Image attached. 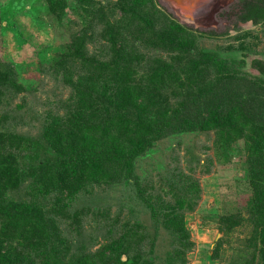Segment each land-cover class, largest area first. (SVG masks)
I'll return each mask as SVG.
<instances>
[{"label": "trees", "instance_id": "16d2710c", "mask_svg": "<svg viewBox=\"0 0 264 264\" xmlns=\"http://www.w3.org/2000/svg\"><path fill=\"white\" fill-rule=\"evenodd\" d=\"M45 1L62 18L65 0ZM111 2L68 26L67 52L44 70L57 81L47 99L36 95L44 80L29 91L0 61V264H187L186 214L199 185L167 161L155 163V179L140 165L175 134L164 130L174 115L187 133H213L217 149L242 146L249 208L221 217L218 232L248 227L242 263L264 264V60L251 62L256 77L231 72L216 53L197 51L191 29L155 0ZM236 10L237 23L264 27V0H240ZM94 41L99 54L88 49ZM21 94L31 105L7 115L4 99L10 107Z\"/></svg>", "mask_w": 264, "mask_h": 264}, {"label": "rangeland", "instance_id": "374dc122", "mask_svg": "<svg viewBox=\"0 0 264 264\" xmlns=\"http://www.w3.org/2000/svg\"><path fill=\"white\" fill-rule=\"evenodd\" d=\"M111 1V4H114L118 0ZM155 1L178 24L191 29L196 37L197 51L216 53L218 59L225 65L235 66V70L231 72L239 69L245 75L255 77L258 75L251 68V62L264 60V27L254 26L250 22L237 23L235 13L240 0H211L207 4V16L198 22L194 21L193 24H185L159 0ZM65 2L67 4L64 14L59 19L50 14L45 0H0V61L2 63L6 61L14 67L19 82L29 91L33 90L36 82L44 80L47 86L39 89L36 94L37 97L43 96L41 98L43 100L47 99L45 93L51 92L57 83L47 77L44 70L52 65L56 54L67 52V46L70 44L68 26L72 23L81 25L88 23L90 20H87V17L86 20L83 18L84 11L99 8V3H104L105 0ZM211 32L216 35H209ZM100 43L94 41V44L88 45V49L99 54ZM215 75L221 76L220 72ZM223 77L221 76V80ZM27 81L33 83L28 84ZM56 95L66 98L67 93L65 89L60 88ZM49 100L54 98L49 96ZM32 101L28 95L21 94L18 99L11 102L10 107L6 105L4 99L2 109L10 116L13 114V107L21 109L25 104L31 105ZM165 101L163 104L168 106L170 111L175 109L174 106L177 104L175 99L167 96ZM261 109L258 112L262 111ZM38 110L42 111L41 108ZM22 112L15 110V114L21 113V116ZM195 113L193 110L189 117ZM14 118L13 120H17L18 117ZM166 119L168 123L164 130L175 134L158 143L153 153L147 159H142L140 165L142 171L147 173L154 171V166L159 167L155 163L167 161L172 168L178 169L182 177L191 176L199 185L200 200L196 210L186 214V226L194 244L192 252L186 256L187 264H243L242 261L248 260L250 256L246 242L249 236L248 227L238 228L228 237L218 232L221 217L236 213L246 216L249 208V171L247 159L241 152L242 146L237 143L231 149L222 151L214 147L213 133L206 136L185 132L184 127L180 126L182 123L180 115H174L172 118L168 116ZM13 120H9L10 125ZM17 125L16 123L15 127ZM17 128L24 130L20 126ZM149 175L152 178L156 176L153 172ZM112 203L116 206L117 201ZM141 213L138 212L139 215ZM141 219L147 222L146 216H141ZM220 241H223V244L216 250Z\"/></svg>", "mask_w": 264, "mask_h": 264}, {"label": "water", "instance_id": "95a60500", "mask_svg": "<svg viewBox=\"0 0 264 264\" xmlns=\"http://www.w3.org/2000/svg\"><path fill=\"white\" fill-rule=\"evenodd\" d=\"M161 4L169 8L177 19L182 22H198L207 16L208 3L211 0H159Z\"/></svg>", "mask_w": 264, "mask_h": 264}]
</instances>
